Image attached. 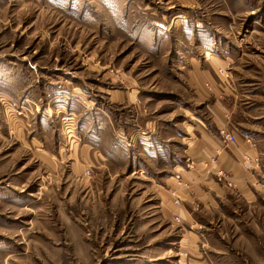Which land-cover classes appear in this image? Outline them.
Segmentation results:
<instances>
[{"label":"rangeland","instance_id":"obj_1","mask_svg":"<svg viewBox=\"0 0 264 264\" xmlns=\"http://www.w3.org/2000/svg\"><path fill=\"white\" fill-rule=\"evenodd\" d=\"M237 53L264 66V0H0V100L41 104L26 117L0 103V264H264V201L194 203L176 221L147 178L165 144L125 157V127L155 125L183 162L184 126L205 110L187 70ZM58 81L89 116L60 98V144L31 143ZM78 129L106 160L79 151Z\"/></svg>","mask_w":264,"mask_h":264},{"label":"crops","instance_id":"obj_2","mask_svg":"<svg viewBox=\"0 0 264 264\" xmlns=\"http://www.w3.org/2000/svg\"><path fill=\"white\" fill-rule=\"evenodd\" d=\"M238 54H235V58L230 54L213 55L204 59L203 64L206 62L207 64L203 66L206 67L197 62L187 70L197 94L195 101L199 105H204L205 110L200 115L192 114L195 121L184 126L181 154L183 162L179 163L178 160L177 142L173 144L175 150L172 153L170 138L163 139L158 126L125 127L127 139L125 157L129 162L136 157L142 159L146 152L151 158L158 156L159 153L150 152V149H156L151 147V144H165L166 151L168 149V155L166 152L164 156L167 158L166 165L147 178L157 182L153 188L160 202L166 206L173 204L175 207L169 210L173 219L174 215L179 221L181 215L186 216L187 220L190 219L191 213L193 214L190 204L194 203H200L210 210L222 211L228 201L234 197L251 205L261 204L264 201V66L244 63L241 61L243 57ZM239 68L247 70L256 68V70L250 72L252 73L250 76H245L238 72ZM51 85H54L50 88L52 99L45 103L48 108L42 107L41 113L32 116L31 129L36 133L31 136V143L37 141V144H44L45 138L48 137L46 133L51 131L54 144H60L59 141L55 143L57 139L55 130L49 128L55 114L60 113L59 109H64L63 105L59 107L58 99L66 97L67 101H77L81 110L73 112L79 119L82 117L83 108L88 107L77 94L80 87L76 89L75 86H66L68 84L64 85L61 81ZM57 85L62 88L56 87ZM67 87H70L69 91L79 99L70 98L69 94H65ZM116 96L119 98V94ZM127 97L128 101H132L130 94ZM39 101L32 102L39 108L41 105ZM83 113L84 116H89L90 111L85 110ZM221 130L233 132L235 142H225ZM39 133L41 136L44 134V140L38 139ZM76 133L79 138L72 141L73 144H79L80 152L89 153L91 159H107L108 155L101 152L94 145L95 143L85 142L84 138L90 137L91 134L81 129ZM82 144L87 145L89 149L87 147L84 151ZM210 157H215V161L204 167L202 163L208 162ZM187 158L193 160L194 168L186 167ZM175 174H180V181L174 178Z\"/></svg>","mask_w":264,"mask_h":264},{"label":"built area","instance_id":"obj_3","mask_svg":"<svg viewBox=\"0 0 264 264\" xmlns=\"http://www.w3.org/2000/svg\"><path fill=\"white\" fill-rule=\"evenodd\" d=\"M0 103H1V105H3L5 107V109H10L11 110L10 112L14 116H25L26 115V117H27V114H28L27 112H30L29 111L30 104L32 106H35L36 112L39 111L38 106L34 102H32V101H29V102L26 101L23 104V103H19V102L15 101V100H12V99H10V100L1 99L0 100ZM220 133L222 134L223 139H224L225 142H228V143L235 142V135L233 134V132L226 131V130H221ZM248 141H250V140H248ZM214 161H215V157H210L209 160H208V162H204L202 164H203L204 167H208L209 164L213 163ZM186 167L188 169L194 168V162H193L192 159H190V158H187L186 159ZM220 175H221V173H220ZM174 178H176V180H178V181L181 180L180 174H175L174 175ZM175 203L176 204H179L178 201H175ZM174 219H176L177 221H179V219H178V217L176 215H174Z\"/></svg>","mask_w":264,"mask_h":264}]
</instances>
